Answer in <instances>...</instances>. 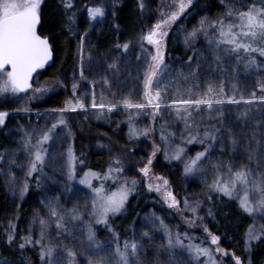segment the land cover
<instances>
[{"label": "snow or ice", "instance_id": "snow-or-ice-1", "mask_svg": "<svg viewBox=\"0 0 264 264\" xmlns=\"http://www.w3.org/2000/svg\"><path fill=\"white\" fill-rule=\"evenodd\" d=\"M209 2L221 10L214 18L203 14L211 7L196 12L201 16L197 25L180 32L187 58L170 63L168 44L175 26L196 11L198 0H161L151 14H146L150 0H135L139 32L123 43L116 19L127 7L123 0H112L110 6L100 0L94 5L58 0L54 22L65 55L75 41L71 78L62 75L33 87L34 73L54 62L56 51L52 39L38 30L45 0H0V100L11 103L14 113L29 116L28 125L17 128L15 147L0 151V177L20 201L33 181L41 193L27 228L19 230L9 221L0 234V249L6 246L9 254L19 250V259L5 258L3 264H29V248L37 252L40 264H149L146 258L153 254L154 264H229L224 258L230 264H255L254 249L264 248V0ZM109 15L115 39L102 52L90 39ZM81 22L87 25L83 32ZM242 80L253 82L247 98ZM58 88L68 93L63 104L37 112L33 125L30 106ZM117 111L127 114L128 141L147 140L145 147L150 145L146 162L141 166L144 156L136 162L138 178L127 177L130 166L106 143L97 142L99 150L110 153L101 171L84 170L86 154H77L74 146L71 114L110 120ZM11 114L0 110V130ZM142 117L150 124L139 127ZM158 120L165 123L157 133ZM168 121L177 127L169 131ZM187 145L200 150L188 155ZM160 155L165 166H178L186 181L203 182L201 199L185 195L181 201L172 182L153 172ZM237 159L238 165L233 163ZM16 168L23 172L22 180ZM49 168L55 175H49ZM140 184L157 194L161 213L177 212L186 229L200 227L205 236L171 226L155 208L143 216L136 213L128 228L118 229L116 220L127 213ZM205 200L208 207L201 215ZM227 201L235 202L238 222L251 221L242 233L239 254L222 247L221 236L206 223V217L220 223L215 209ZM19 210L17 204V218ZM221 212L227 219L228 213ZM101 230L107 234L103 240Z\"/></svg>", "mask_w": 264, "mask_h": 264}, {"label": "trees", "instance_id": "trees-1", "mask_svg": "<svg viewBox=\"0 0 264 264\" xmlns=\"http://www.w3.org/2000/svg\"><path fill=\"white\" fill-rule=\"evenodd\" d=\"M97 0H83V3L88 5H93ZM107 5H111L112 0H100ZM161 0H150L149 3V12L146 14H151L155 11L157 5ZM123 3L127 5L122 11L118 12L117 22L120 24L122 35L120 36V42L123 43L133 37H135L139 28L137 26V18L133 15V6L135 0H123ZM218 4V0H217ZM58 7V0H45V4L42 5L44 9V21L41 26H39V31L45 35L49 36L56 47L54 52V62L49 61V64L44 68L40 69L33 77H39L38 79L54 80L57 77L64 76L66 79L71 78L72 74V65L73 61L71 56L75 54V41H71V50L68 55L61 50V33L57 28L54 22L55 10ZM211 7V12H204V15H209L211 18H214L218 12L221 10V7L218 5L213 7L209 0H198L196 5V11L192 15L188 16L187 20L178 22L175 26L176 31L172 35V39L168 44V56L170 63H176L177 59H186L187 56L184 51L183 45V35H180L181 29L187 28L188 31H191L200 20L201 16L197 15L196 12L202 9H207ZM155 17L151 22H154ZM112 17L109 15L107 23L104 25L98 24L96 30L92 33L90 42L96 44L99 47L100 51H106L108 47L111 46V41L115 39L112 35ZM87 28V25L81 22V32ZM103 31V35H100ZM178 66V65H177ZM252 81L247 80L243 81L240 84V87L245 89L246 98L247 93L253 91ZM68 93L65 91H60L56 94H53L45 98L40 104L31 105V110H45L52 107L61 106L64 100L67 98ZM235 108L236 106H230ZM0 110L10 111L12 110L11 106L4 104L0 101ZM72 119L70 120V125L73 132L75 133L74 146L77 154L81 152L85 153L86 164L84 170L91 168L94 171H101L106 168L109 161L110 153L106 149L103 151L97 148V142L106 143L114 153L122 155L126 165H129V170L126 171V175L129 179L134 177H139V174L135 171L136 162L141 160V156L145 157L144 161H141V166L143 162H146V156L148 151H150V145L146 148L145 145L148 144L147 140L141 141H128L127 132H128V123L127 118H123V111H117L112 113L110 120H96L88 118L85 120V114H71ZM165 121L158 120L156 124L157 133L159 132L161 124H164ZM117 124L120 125L117 128ZM143 127L150 124V121L147 117H143ZM7 125V122H6ZM177 125L172 121H168V130L171 131L176 128ZM7 132V127L0 130V151L5 150V145L7 142V137L4 133ZM8 133V132H7ZM158 139V135H157ZM177 144L180 143L179 139L176 141ZM139 145V147H136ZM190 151L188 155H195L197 150H200L199 145H187L186 146ZM124 153H128L124 155ZM224 163H228L229 159L227 156L222 158ZM235 164H239L240 160L237 159L233 161ZM18 168L14 169L15 173ZM155 170L162 175L166 176L172 182V188L174 192L178 195V198L181 199L184 194H189V197L194 199H201V192L204 188V184L200 179H190L185 180L180 174V168L178 166L164 164L163 156H159L158 162L155 164ZM82 174V173H81ZM140 192L138 196L130 197V204L127 209V213L117 218L116 226L118 229L123 231L124 228H128L131 225L132 219L135 217L136 213L141 215L149 209L155 208L159 213H161L162 202L155 203L159 198L151 193H147L144 190L143 184H140ZM37 190L35 188V182H31V187L29 193L26 195L25 199L20 202L19 218L17 217V206L12 205L9 201V193L6 190L4 184V178L0 177V234H2L7 228L9 221H13L17 224L19 230H23V226L27 219L29 211L37 209L35 206V197ZM139 205V206H137ZM207 201H204L203 208L201 209L200 214L205 215L207 210ZM228 213V218L226 219L221 212ZM216 211L217 220L220 221L219 224L211 218L206 217V223L208 224L210 230L214 233H217L221 236V246L225 247L228 251H236L238 254L242 252L243 241L241 239L242 233L247 228L250 220L244 222H238L233 213L236 211V205L234 201H227L223 204H218ZM168 210L164 209L163 214L171 222V226H179L181 231L187 230L176 214L172 212L170 215L167 214ZM187 215V214H185ZM239 223V229L237 230V224ZM227 229V230H226ZM196 237L203 238V233L200 230H187ZM107 234L101 230L99 233V238L103 240ZM199 242V241H196ZM255 264H260V261L264 259V248H255ZM154 255V254H153ZM153 255H150L146 258H153ZM5 258L11 260L19 259V250L17 249L15 253L9 254L7 247L0 249V264H3ZM26 261L29 264H40V260L36 251L28 249L25 256ZM225 260L230 259L224 258Z\"/></svg>", "mask_w": 264, "mask_h": 264}, {"label": "rangeland", "instance_id": "rangeland-1", "mask_svg": "<svg viewBox=\"0 0 264 264\" xmlns=\"http://www.w3.org/2000/svg\"><path fill=\"white\" fill-rule=\"evenodd\" d=\"M96 3H97V1L95 3H93V5L96 4ZM101 3H103V2H101ZM38 78L39 77H37V78L36 77H33V80L31 82L32 85H33V87H38L40 85H43L45 82L51 83L53 81V80L38 79ZM60 91H64V89L58 88L55 91L50 92L43 99L38 100V101H35L32 105L40 104L45 98H47V97H49V96H51L53 94H56V93H58ZM21 95H24V94H21ZM28 95H31V92H29ZM0 101H2V100H0ZM7 105L11 106V108H12L11 103H9ZM89 111H91V109H89ZM9 112L12 113V114L10 115V117L8 118V120L6 122H7V132L11 135V138L9 139V137H7V142H6V145H5V149L11 150L12 148L15 147L16 141L19 138V133L17 132L18 126L19 125H25V126H27L28 125V122H29V116L28 115H24V114H16V113L13 112V108ZM37 112H44V110H31L30 119H31V122H32L33 125L36 124V122H37V116H36V113ZM88 118L92 119L93 121H96L97 120L94 116H89ZM123 118H127V114L125 112H123ZM39 122H40L41 126H43V124H44V118L41 117ZM142 123H143V117L140 120L137 121V124H138L139 127H143V124ZM19 160H20V162H23V154H21V156L19 157ZM153 172L155 174L162 175L161 173H159V172H157L155 170V167L153 168ZM48 173H49V175H55V173L53 172V169L52 168H49L48 169ZM16 176H17V179L18 180H22L23 179V172L20 169H18L17 172H16ZM94 183H98V182L97 181H94ZM77 187H79V185H77ZM144 190L147 192V189L145 187H144ZM147 193H149V192H147ZM151 194H154V195L157 196V194L155 192H152ZM185 195H188V197H189V194H184V196ZM184 196L181 197V199H180L181 201L183 200ZM40 197H41V193L37 191V194H36V197H35V206L37 207V209L40 207V203H39ZM189 199L190 200H197V199H194L192 197H189ZM9 201L14 206H17V204H20V202H21L18 198L12 197L10 195V193H9ZM35 210L29 211V213L27 215V219H26L25 224L23 226V230H25L27 228V223H28L29 220H31L32 215H33V213H34ZM150 210L151 209L147 210L146 212H148ZM146 212H144L141 216H143ZM174 213L176 214V216L178 217V219L180 220V222L182 223V225L186 228V226L184 224V220L181 218L180 214H178L177 212H174ZM157 214H161V213H159L157 211ZM187 215H190V214H187ZM16 219H17V217H16ZM165 219L171 225V222L167 218H165ZM260 222L261 221H258L257 227L259 226V223ZM187 230H200L203 233V230L200 227H197V228H194V229H187ZM203 236H205L204 233H203ZM157 243H159V240H157ZM228 259H230V258H228ZM147 261L149 262V264H154L153 258H151V257H150V259H147Z\"/></svg>", "mask_w": 264, "mask_h": 264}, {"label": "water", "instance_id": "water-1", "mask_svg": "<svg viewBox=\"0 0 264 264\" xmlns=\"http://www.w3.org/2000/svg\"><path fill=\"white\" fill-rule=\"evenodd\" d=\"M38 30H39V26H38ZM46 66H47V65H46ZM46 66H45V67H46ZM38 71H39V70H38ZM34 75H35V73H34ZM34 75H33V76H34Z\"/></svg>", "mask_w": 264, "mask_h": 264}]
</instances>
